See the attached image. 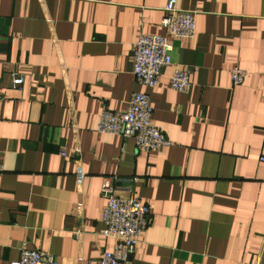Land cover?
<instances>
[{
  "label": "crops",
  "instance_id": "obj_1",
  "mask_svg": "<svg viewBox=\"0 0 264 264\" xmlns=\"http://www.w3.org/2000/svg\"><path fill=\"white\" fill-rule=\"evenodd\" d=\"M167 2L0 0V264L21 244L97 264L112 246L99 234L105 178L149 208L129 264H264V0H174L195 13L189 40L165 36ZM141 34L168 42L152 89L131 76ZM184 68L188 91L170 90ZM133 92L148 95L169 147L139 153L96 131L100 106L122 112Z\"/></svg>",
  "mask_w": 264,
  "mask_h": 264
},
{
  "label": "built area",
  "instance_id": "obj_2",
  "mask_svg": "<svg viewBox=\"0 0 264 264\" xmlns=\"http://www.w3.org/2000/svg\"><path fill=\"white\" fill-rule=\"evenodd\" d=\"M164 16L160 26L166 35L173 39L189 40L195 34V13L179 10L174 0H168L163 7ZM165 36L139 35L129 46L131 58V76L135 84L144 88H154L164 68L170 65L167 53L168 42ZM189 70L174 69L169 76V89L186 93L189 89ZM229 78L233 86H238L244 78L243 70L232 67ZM10 86L19 89L23 83L21 74H9ZM264 86V66L262 71ZM151 106L148 95L133 92L128 105L122 112H111L101 105L98 113L96 131L101 134L131 139L135 150L149 153L167 148L171 142L151 124ZM64 156V152H60ZM264 162V158L259 159ZM132 182L136 179H132ZM100 197L104 201L100 212L102 228L100 236L112 240L110 250L103 251L97 264H129L141 234L149 223V208L137 197H118L115 195L109 179H102ZM9 264H59L51 258L42 256L36 250L28 249L21 244L18 258ZM260 264V263H259Z\"/></svg>",
  "mask_w": 264,
  "mask_h": 264
}]
</instances>
